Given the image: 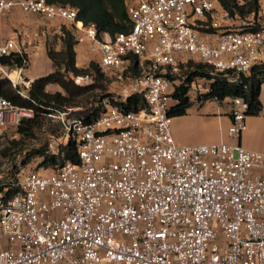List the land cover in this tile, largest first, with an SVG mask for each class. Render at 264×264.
<instances>
[{"label": "built area", "instance_id": "obj_1", "mask_svg": "<svg viewBox=\"0 0 264 264\" xmlns=\"http://www.w3.org/2000/svg\"><path fill=\"white\" fill-rule=\"evenodd\" d=\"M256 1L253 19L231 15L218 0H123L130 28L110 37L76 20L68 5L0 0V14L16 8L72 26L76 44L115 87L91 120L76 115L77 107L45 113L73 137L79 163L22 172L15 194L0 193V264H264V154L222 139L175 143L168 110L176 82L164 75L177 73L187 58L227 72L226 81L247 74L264 59V0ZM205 22L210 30L194 28ZM12 53L21 55L22 44L0 39V58ZM131 56L161 74L130 77ZM27 63L0 64V76L25 98ZM123 78L128 83L118 86ZM190 88L204 93L208 81ZM132 94L145 107L121 109ZM224 102L225 132L237 137L246 102ZM32 115L0 96V128Z\"/></svg>", "mask_w": 264, "mask_h": 264}, {"label": "trees", "instance_id": "obj_2", "mask_svg": "<svg viewBox=\"0 0 264 264\" xmlns=\"http://www.w3.org/2000/svg\"><path fill=\"white\" fill-rule=\"evenodd\" d=\"M218 1L231 15L236 14L240 17L252 15V18L255 19L258 7L256 0ZM44 2L72 7L75 10V19L81 21L82 24H93L97 34L107 33L113 37L117 34L127 33L130 28L123 0H44ZM256 27H258L257 23L254 25V28ZM194 28L200 31L210 30L206 22L202 27L194 24ZM75 44L72 26L67 28L61 26L58 48L55 49L48 44L45 46L50 70L42 76L33 78L27 88H22L27 98L20 96L17 92L19 88H13L6 78L0 76V96L14 105L30 108L33 113L31 118L22 119L14 127L17 139L9 140L6 145H2L0 142V159H5L8 162L5 168L0 169V193L5 198L19 190L16 185V177L25 172L23 166L32 155L41 157L39 166L43 168L42 172L55 171L65 163H79L72 136H66V140L57 144L54 152H46L45 145H41L37 149L26 150L24 158L17 159L24 149L25 140L35 137V131L41 125L39 118L43 114L61 109L64 105L76 104L83 99L93 103L92 109L85 115L87 120H91L103 110L100 100L105 96L112 97V92L107 91V85L114 78L103 73L96 60H89L84 66L76 65ZM23 58H26L24 53L21 55L12 53L1 57L0 64L9 68L20 66ZM192 59H195L196 62H193ZM150 68L149 61H143L139 65L135 57H130V66L128 67L130 77H138L143 71L161 74L159 68L155 67L153 70ZM227 74V72L215 71L210 65L196 58H187L185 63L179 64L178 71L174 75H170L166 71L164 75L176 82L170 93L173 103L168 110L169 116L184 115L192 103L200 104L206 100L220 103L228 97L242 98L246 102L245 114H256L260 106L259 85L264 82V59L251 65L247 74H240L233 81H226ZM74 77H89L90 82L79 85L73 79ZM196 78L204 79V82L208 81V90L192 98L189 94L190 83L194 82ZM47 85H55L59 90L49 93L45 89ZM111 101L113 102L112 98ZM119 106L123 110L136 111L139 108H144L145 103L140 95L132 94L123 103H119ZM48 131L52 135L54 130L48 129ZM51 142L48 143V146Z\"/></svg>", "mask_w": 264, "mask_h": 264}, {"label": "crops", "instance_id": "obj_3", "mask_svg": "<svg viewBox=\"0 0 264 264\" xmlns=\"http://www.w3.org/2000/svg\"><path fill=\"white\" fill-rule=\"evenodd\" d=\"M61 26L67 28L70 25L58 19H47L16 8L0 14V39L12 37L22 44L23 53L28 60L23 74L25 79L32 80L50 70L45 46L48 44L55 49L58 48ZM74 50L76 65L78 61L87 63L90 53L85 46L75 44ZM45 89L55 88L53 85H47ZM194 95L190 96L194 98ZM258 100L259 111L256 114L245 115V128L237 137H229L225 132L229 124V116L226 113L224 100L220 103L213 100H206L200 104L195 103L196 109L187 108L184 115L172 117L170 125L172 137L179 145L222 139L225 142L237 143L246 149L264 154V82L259 85ZM173 121H177L184 131L180 127L179 130L173 127ZM1 129L3 128H0V131ZM5 247L6 242L0 235V249Z\"/></svg>", "mask_w": 264, "mask_h": 264}, {"label": "rangeland", "instance_id": "obj_4", "mask_svg": "<svg viewBox=\"0 0 264 264\" xmlns=\"http://www.w3.org/2000/svg\"><path fill=\"white\" fill-rule=\"evenodd\" d=\"M24 37H26V36H24ZM23 40L26 44L27 42H26L25 38H23ZM89 60L95 61V56L90 54L88 61ZM192 60H193V62H196L195 59H192ZM77 64H78V66H84L87 63L86 62L80 63L78 61ZM73 79L79 85L88 84L90 82L89 77H74ZM116 83L118 86L119 85L123 86V85H126L128 83V80L123 78L121 81H118ZM204 83H205L204 79H201V78L194 79V85H201ZM113 84H114V82H111V83L108 82L107 91L112 92L113 90H115V87ZM53 88H55V89H48L47 92L53 93L55 90H59V88L55 85H53ZM194 93H196L195 89L190 88L189 94L194 95ZM195 96H196V94L194 95V97ZM170 103L172 104L173 102L170 101ZM67 107H77L78 109L74 113L76 115H80V116L84 115L85 116L92 109L93 103H91L90 100L85 101L82 99V100L78 101L76 104L64 105L61 109H58V110H64V108H67ZM188 108L189 109H196L195 103H192ZM39 120L41 122V125H40L39 129L35 131V137H31V138L25 140V143L23 144L24 149L17 156V159L24 158L26 150L30 151L31 149H37L41 145H45L46 152H48V153L54 152L56 150L57 144H59L61 141L66 140V137H64V134H63V131H62L58 117L47 116L46 114H43L41 116V118H39ZM172 124H173V127H177L176 129L179 130V127L182 129L181 125H179L177 123V121H173ZM57 125H60V126H58L59 128L57 127ZM48 129L54 130L52 135H50V132L48 131ZM17 138H18V136L15 133L14 127L1 129V131H0V142L2 143V145H6V144H8L9 140L17 139ZM51 140H53V142H51ZM49 142H51V143L48 146ZM40 160H41L40 156L32 155V157H30L29 160L27 161V163L23 166V169L25 171L42 172L41 169H43V168L39 166ZM0 161H1L0 162V169L2 170L3 168H5L8 165V162L5 159H0Z\"/></svg>", "mask_w": 264, "mask_h": 264}]
</instances>
